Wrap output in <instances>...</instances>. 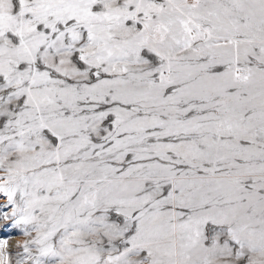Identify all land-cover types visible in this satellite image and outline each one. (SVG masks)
Instances as JSON below:
<instances>
[{"label": "snow or ice", "instance_id": "snow-or-ice-1", "mask_svg": "<svg viewBox=\"0 0 264 264\" xmlns=\"http://www.w3.org/2000/svg\"><path fill=\"white\" fill-rule=\"evenodd\" d=\"M0 264H264V0H0Z\"/></svg>", "mask_w": 264, "mask_h": 264}]
</instances>
